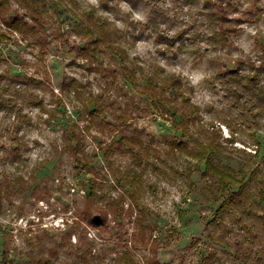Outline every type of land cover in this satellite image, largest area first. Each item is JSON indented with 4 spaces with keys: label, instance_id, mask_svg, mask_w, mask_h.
I'll return each instance as SVG.
<instances>
[{
    "label": "rangeland",
    "instance_id": "1",
    "mask_svg": "<svg viewBox=\"0 0 264 264\" xmlns=\"http://www.w3.org/2000/svg\"><path fill=\"white\" fill-rule=\"evenodd\" d=\"M262 70L264 0H0L4 264H264Z\"/></svg>",
    "mask_w": 264,
    "mask_h": 264
},
{
    "label": "trees",
    "instance_id": "2",
    "mask_svg": "<svg viewBox=\"0 0 264 264\" xmlns=\"http://www.w3.org/2000/svg\"><path fill=\"white\" fill-rule=\"evenodd\" d=\"M262 71H264V70H262ZM249 81L253 85L252 88H249L251 95H253L259 102L264 103V77L254 76V77H251L249 79ZM260 81L262 84L259 83ZM254 97H253V99H255ZM131 141H133V140H131ZM135 143H138V145H139L140 142H139V140H136ZM168 144L171 148H175V149L181 147L180 146L181 142L176 143L173 140L169 141ZM203 151L205 152V149ZM194 157L196 158L197 161H201V160L206 159L205 160V166H207V163L209 162V160L207 159L206 153H203L200 151V152H198V154L196 153V155H194ZM210 165H211V163H210ZM210 165L208 164L207 167L209 168ZM244 176H245L244 173H242V174L240 172L234 173L231 171H228V172L220 175V178H222V179H220V186H222V188L224 190L229 189L234 185H237V190L232 192L228 196L227 202L222 203L217 208L216 211H218L217 212L218 216L221 212H223V209L227 203L229 205H231V204L236 205L238 203H241V198L247 194V191L244 189V186H245ZM4 254H5L4 252H2V254H0V255H3V256H0L1 264H4L5 259H6V255H4Z\"/></svg>",
    "mask_w": 264,
    "mask_h": 264
}]
</instances>
